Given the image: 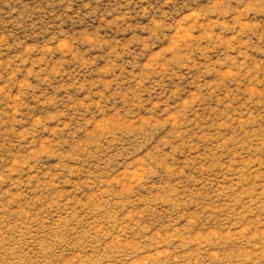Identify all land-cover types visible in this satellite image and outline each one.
<instances>
[{"label":"rangeland","instance_id":"obj_1","mask_svg":"<svg viewBox=\"0 0 264 264\" xmlns=\"http://www.w3.org/2000/svg\"><path fill=\"white\" fill-rule=\"evenodd\" d=\"M0 264H264V0H0Z\"/></svg>","mask_w":264,"mask_h":264}]
</instances>
